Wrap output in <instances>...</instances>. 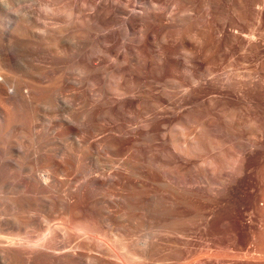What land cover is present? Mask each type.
Returning a JSON list of instances; mask_svg holds the SVG:
<instances>
[{
    "label": "bare ground",
    "instance_id": "obj_1",
    "mask_svg": "<svg viewBox=\"0 0 264 264\" xmlns=\"http://www.w3.org/2000/svg\"><path fill=\"white\" fill-rule=\"evenodd\" d=\"M63 1L0 0V264H264V0Z\"/></svg>",
    "mask_w": 264,
    "mask_h": 264
},
{
    "label": "rangeland",
    "instance_id": "obj_2",
    "mask_svg": "<svg viewBox=\"0 0 264 264\" xmlns=\"http://www.w3.org/2000/svg\"><path fill=\"white\" fill-rule=\"evenodd\" d=\"M65 1V0H64ZM63 1V2H64ZM73 1V0H72ZM150 1H152L153 2V0H138V1H136V5H138V4H140V5H144V3L143 2H145V3H149ZM61 2H62V0H61ZM66 2V1H65ZM68 2V1H67ZM138 2V3H137ZM140 2V3H139ZM143 3V4H142ZM140 5H138V6H140ZM256 7H261V5H257ZM140 28H141V26L140 25H138V26H136V28H134V30H129V32L127 31H125V36H123L125 39L127 38V40H128V38L130 37L131 39L133 38V37H135L136 36V42L135 41H133V39H132V41H131V39L129 38V40L128 41H126V43H124V44H126L127 45V42H128V44H129V42L131 43V45H132V42H134L135 43V46H136V48H135V46H134V43H133V45L132 46H134L133 48H135V50L137 49L138 50V48H137V38L139 37L138 35H139V33H140ZM136 29H137V31H136ZM261 31H263V29H261ZM131 32V33H130ZM126 33H129L128 34V37H126ZM138 33V34H137ZM135 35V36H134ZM133 36V37H132ZM123 37H121L122 39L121 40H124L123 39ZM125 41H121L120 42V44H119V46L117 45L116 47H118V48H121L120 50H123L125 53H122L119 49H118V51L119 52H121L122 54H126L127 55V57L129 56L130 57V54H132L131 52H133V50L131 49L132 47H130L131 45H127L126 47H124L125 45L123 44L122 45V42H125ZM120 46H122V47H120ZM130 47V49H129V47ZM115 47V48H116ZM128 47V48H127ZM123 48V49H122ZM125 48V49H124ZM127 49L129 50V51H127ZM131 50V51H130ZM136 50V51H137ZM115 51H117L116 49H114L113 51H109V52H111L112 54L113 53H115ZM136 51L135 52H133L134 54L136 53ZM138 51H140V49L138 50ZM138 51H137V53H138ZM108 52V53H109ZM111 53H109V55L111 54ZM128 53V54H127ZM130 53V54H129ZM111 54V56L110 57H112L113 55ZM134 54H132L131 56H133ZM114 57V56H113ZM112 57V58H113ZM205 57L207 58V60L209 61V64L211 65V66H213L215 69H218V58L216 57V55L212 52V50L210 51V50H208V49H206V51H205ZM111 58V59H112ZM255 61H250V70L253 68V66L255 65ZM246 68H241V70H245ZM167 89H169V90H171V91H173V92H176V94H178V96H179V92L181 91V90H184V87H181V88H170V87H167ZM176 94H175V96H176ZM167 103V102H166ZM166 103H163L165 106H167L166 105ZM169 106V105H168ZM120 156H124V155H120ZM256 196H257V194H241L240 196H238V197H236L235 199H233L231 202H229V203H227V204H224V205H222L221 207H220V209H219V212H218V216H217V218L215 219V221L213 222V224H212V227H215V228H211V230L213 231V232H218V231H220L221 233L223 232L224 233V228H223V225H222V223H223V221H225V220H230L231 221V224L233 225L234 224V222H233V219L234 218H236L237 216H241V215H247L248 213H250V214H252L253 213V207H254V200H255V198H256ZM234 226V225H233ZM214 229V230H213ZM216 230V231H215ZM222 241H227L228 240V238H227V236L225 235V233H224V235H223V237H222V239H221ZM195 242L194 243H196L197 242V240L195 239L194 240ZM240 241L244 244V245H247L248 244V239H245V238H241L240 239ZM243 245V246H244Z\"/></svg>",
    "mask_w": 264,
    "mask_h": 264
}]
</instances>
